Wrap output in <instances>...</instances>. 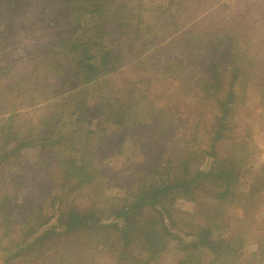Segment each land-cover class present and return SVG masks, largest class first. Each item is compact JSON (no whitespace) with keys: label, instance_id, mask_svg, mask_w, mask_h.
Instances as JSON below:
<instances>
[{"label":"trees","instance_id":"16d2710c","mask_svg":"<svg viewBox=\"0 0 264 264\" xmlns=\"http://www.w3.org/2000/svg\"><path fill=\"white\" fill-rule=\"evenodd\" d=\"M34 2L0 0L4 39L10 38L16 27L28 30L26 20H19ZM144 7L143 0L137 4L125 0L45 1L40 22L46 23L51 35L40 52L43 57L39 67L47 71L46 79L36 88L30 82V88L24 82L18 83L17 91L29 100L30 106L45 103L48 113L44 111L20 127L14 124L15 118L21 115L18 109L8 113L6 105L2 107L5 114L0 119V166L17 162L22 151L28 148L40 147L51 160V170L58 166V171L53 173L55 177H50L51 186L57 187L56 175L61 180L58 190L52 187L46 190L47 214L41 204L34 205L24 224L26 229L15 235L18 230L11 223L15 208L9 203L10 196L0 174V219L5 230L0 240L6 242L4 250L14 249L8 256H2L3 264H78L83 257L81 247L87 244L116 254L119 264H125L134 254L139 255L138 249H145L152 259L156 258L159 250L169 249L170 240H178L174 247L186 253L181 264H202L205 256L212 253L210 250H228V247L231 263L240 261L241 245L231 247L217 232L223 230L220 216L212 215V219L205 221L206 225L187 219L184 223L178 221L171 229L167 220H173L177 197L196 201L197 191L202 189L211 188L210 195L217 199L225 195L231 202L243 197L238 188L232 190V187L234 183L240 185L247 172L251 173L247 156L256 147L250 134L233 133L234 113L247 101L252 82L264 94V57L248 23L245 24L247 19L231 20L228 27L224 26L218 35L215 31L210 33L206 40L202 34L194 35L190 30L179 40L184 58L191 52H201L208 59L201 71L186 73L181 58L169 59L155 70L166 80L175 78L177 85L175 96L169 97L155 112V129L162 131L159 117H165V110L186 113L183 120L187 145L169 154L163 165L156 164L137 186L128 188L130 194L124 202L100 207V183L105 176L98 154L101 145L108 141L107 126H118L129 134L133 128L148 127L146 119L156 110L153 103L157 101L150 95L154 72L151 75L145 72L144 77L129 83L125 89L110 87L107 79L121 68L139 63L154 44L150 38L153 30L161 26L160 20L171 28L175 15L169 7L162 6L158 18L147 25ZM184 28L177 26L178 32L186 34ZM171 31L167 30L171 41L179 39L178 33ZM220 46L223 51L218 50ZM214 52H219L217 63L209 59L214 57ZM148 65L145 67L150 71ZM188 74H193L192 78ZM34 90L37 94L32 93ZM65 119L75 121L72 129L63 130L68 125ZM152 141H158L155 135ZM224 141H229L231 146L229 153L222 155L220 145ZM83 190L91 197L87 206L76 201ZM258 190L252 188L256 193ZM145 211L157 214L159 220L153 218L142 223ZM259 243L261 251L252 260L261 262L264 244Z\"/></svg>","mask_w":264,"mask_h":264},{"label":"rangeland","instance_id":"374dc122","mask_svg":"<svg viewBox=\"0 0 264 264\" xmlns=\"http://www.w3.org/2000/svg\"><path fill=\"white\" fill-rule=\"evenodd\" d=\"M45 1L35 0L34 5L20 18L19 21L26 20L28 30L16 27L15 32H12L11 37L8 39H4V33L2 32L4 25L0 21V65L4 66L3 69L0 68V119L5 114L2 108L4 105L9 109L8 113H12V111L15 113L14 109L17 108L21 115L15 118L16 122L14 121V124L20 127L23 124L27 125L32 118L35 119L46 111L44 108L45 103L39 107L30 106L29 100L24 99L17 91L18 83L24 82L29 87L30 82V86L36 88L40 82L44 83L46 79L45 74L47 71L39 67L40 58L43 57L40 52L51 35V32L46 29V23L40 22L43 18L42 12L44 11ZM125 1L137 4L140 0ZM143 2L145 4L146 25L153 22L162 6L169 7L175 16L171 19V28H167V22L160 20L161 26L153 30V35L150 38L154 39V44L149 47L148 52L143 55L139 63L123 67L107 78L110 87L116 86L118 89H125L130 85L129 83L144 77L145 72H149L150 75L154 72L155 77L150 82V95L157 102L153 103L156 110L149 113L146 119L145 123H148V127L133 128L131 133L126 134L118 126H107L108 141L106 144L101 145L102 149L98 154L101 162L99 166L103 176H105L100 183L102 195L98 200L101 201L99 204L103 209L108 203L115 202V204H119L124 202L123 199L130 194L128 188L137 186L147 173L154 170L156 164L163 165L168 160L169 154L187 145L188 134L185 132L186 124L183 120L187 116L186 113H179L178 110L174 109L165 110V117H159L162 121V131L159 132L157 128L155 129L157 123L155 112L167 103L169 97L173 98L175 96L177 88L175 78L166 80L162 77V74L159 75L155 70L164 65L163 62L177 58L182 59L181 64L187 69L186 73L201 71L208 64V59L205 60L201 52H191L185 58L181 55L179 40L188 34V30L192 31L194 35L202 34L204 40H206L210 33L214 31L218 35L219 31L222 28L224 29V26L228 27L231 20L235 18L247 19L245 24L248 23L252 36L259 44V49L264 57V0H143ZM178 25L184 26V31H187V33L178 32ZM167 30H172V34L178 33L179 39L172 42L170 39L171 33ZM194 35L192 36L193 43H195ZM144 37L145 34L142 39ZM146 39H149L148 36H146ZM203 48L204 46L201 50ZM218 50L223 51L221 46ZM213 54H215L214 57L209 59L217 63L220 59L217 58L219 52ZM220 56L222 57L223 54L220 53ZM13 60H16V62H13ZM147 65L151 68L150 71L145 67ZM191 76L193 74L190 75V78H192ZM8 85L9 88L6 89L5 86ZM191 88L195 91L192 82ZM260 90L255 82L249 85L248 99L237 107L233 119V124L236 125L233 126L235 128L233 133L235 135L241 132L250 134L252 143L256 147L247 156L251 164V173L248 174L247 172V177L246 175L243 177V182L240 185L234 183L232 187V190L238 188L243 193V197L231 202L225 195L218 199L210 195L211 188L202 189L197 191L198 198L196 201L177 197L174 201L176 209L171 216L173 220L170 218L167 220V224L171 229L174 228L172 224L175 225V222L178 221L184 223L187 219L194 222L199 221L206 225L205 221L212 219V215L220 216V225L223 230L217 232H220L221 237L231 247L233 244L235 246L241 245V258L236 264H264V258L261 262L252 260L261 251L259 241L264 244V94ZM34 91L32 93L37 94L38 91ZM183 95L185 96V94ZM70 104L72 105L71 101ZM45 113H48V111ZM65 122L68 125L63 127L64 131L68 130V127L72 129L75 121L65 119ZM153 135L158 141L151 142ZM202 139L205 140L204 133ZM120 142L123 145L122 147H120ZM230 146L229 141L221 143L220 151L222 155L229 153ZM236 154L238 153L236 152ZM19 157L20 159L15 163L6 162L5 165L0 166V174L3 175L4 179L3 186L5 185V190L10 196L9 203L15 208V215L11 220L13 228L18 230L15 235L21 234L26 229L24 224L28 216L32 214L34 205L41 204L44 208L42 209L47 214L49 199L46 190L52 187L53 181L50 177H55L53 173L58 171V166L51 170V160L47 157L46 151L40 147L28 148L22 151ZM56 178L59 179L56 182L57 187H52V190L55 191L58 190L61 180L57 175ZM252 188H259V190L256 193L252 191ZM76 201L77 204L87 206L91 202V197H88L87 191L83 190ZM11 205L8 206L7 210H10ZM183 211L189 214L187 215ZM105 213L108 212L105 211ZM153 218L159 220L157 214L152 211L142 213V223L151 222ZM3 223V220L0 219V239L5 231ZM217 232H215L216 235ZM15 235L14 239L17 240L18 237ZM177 241L170 240L168 242L169 249L166 251L159 250L157 257L153 259L148 251L138 249L136 251L139 255L134 254V258L126 261L125 264H181V259L186 253L174 247ZM185 241L188 240L185 239ZM139 242L142 243L143 241ZM3 246H6V242L0 240V264H3L2 256L5 254L8 256L14 250L5 249V251ZM95 247L88 244L81 247L80 256L83 257L78 264H119L116 254ZM229 249L230 247H228ZM228 250L226 248L218 251L210 250L212 253L205 256L202 264H232ZM21 264L25 263L21 262Z\"/></svg>","mask_w":264,"mask_h":264}]
</instances>
